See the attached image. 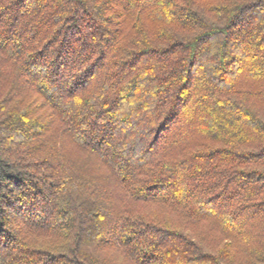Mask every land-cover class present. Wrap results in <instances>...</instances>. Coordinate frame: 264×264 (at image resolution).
<instances>
[{"label":"trees","instance_id":"trees-1","mask_svg":"<svg viewBox=\"0 0 264 264\" xmlns=\"http://www.w3.org/2000/svg\"><path fill=\"white\" fill-rule=\"evenodd\" d=\"M0 264H264V0H0Z\"/></svg>","mask_w":264,"mask_h":264}]
</instances>
